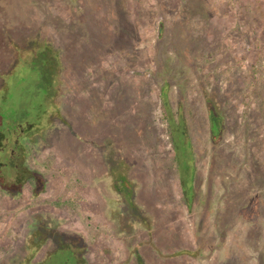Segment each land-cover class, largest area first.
<instances>
[{
	"label": "rangeland",
	"instance_id": "rangeland-1",
	"mask_svg": "<svg viewBox=\"0 0 264 264\" xmlns=\"http://www.w3.org/2000/svg\"><path fill=\"white\" fill-rule=\"evenodd\" d=\"M3 26L38 33L0 45V264H264V0H0Z\"/></svg>",
	"mask_w": 264,
	"mask_h": 264
},
{
	"label": "trees",
	"instance_id": "trees-1",
	"mask_svg": "<svg viewBox=\"0 0 264 264\" xmlns=\"http://www.w3.org/2000/svg\"><path fill=\"white\" fill-rule=\"evenodd\" d=\"M121 30H123L122 32H125L123 28H121ZM2 31L3 32L5 31V32L3 33ZM0 33H2L0 36V45L8 47V48L12 47V50L16 54V57L12 55V60L14 61L18 58L21 52H25L27 48H29V46L31 45L30 43L31 41L29 40L32 36H34L32 35V33L33 34L35 33V36H37L36 34L38 33V31H36L35 28L29 27V26H26V27L18 26L14 28L3 26V28L0 29ZM12 33L20 35L17 40H13V36H11ZM30 65L26 67L32 68V69H33V66L35 67V64H32L31 66ZM211 92L212 91H208L207 89H205L204 94L207 98L205 97L204 98L206 101V114H207L208 122L210 124L211 138L213 142L217 144L221 140L222 134H223L221 125L224 124L225 109L222 106L224 105V103L222 102V97L220 98L219 96L220 95L219 92L216 89L212 93ZM211 94H216V95L213 98ZM163 95H165L166 98L165 99L163 98L162 108H163V112L165 113L166 119L169 121V135H170L171 142L174 143V132H173V127L170 125V122L175 123L176 120L172 121L171 117L168 115L171 104L169 100H167L168 97H167L166 92L163 93ZM180 114H182V112H180ZM33 130L34 129H32L31 131ZM187 204H188L187 206H189L190 202Z\"/></svg>",
	"mask_w": 264,
	"mask_h": 264
},
{
	"label": "flooded vegetation",
	"instance_id": "flooded-vegetation-1",
	"mask_svg": "<svg viewBox=\"0 0 264 264\" xmlns=\"http://www.w3.org/2000/svg\"><path fill=\"white\" fill-rule=\"evenodd\" d=\"M4 163H2V165H3Z\"/></svg>",
	"mask_w": 264,
	"mask_h": 264
}]
</instances>
